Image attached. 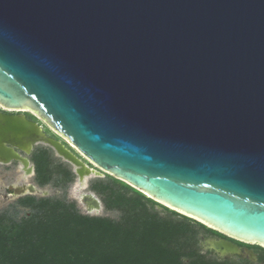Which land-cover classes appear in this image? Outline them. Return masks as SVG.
Returning <instances> with one entry per match:
<instances>
[{"label": "water", "instance_id": "water-1", "mask_svg": "<svg viewBox=\"0 0 264 264\" xmlns=\"http://www.w3.org/2000/svg\"><path fill=\"white\" fill-rule=\"evenodd\" d=\"M0 106L67 140L0 110L1 163L40 143L264 247V0H0Z\"/></svg>", "mask_w": 264, "mask_h": 264}, {"label": "trees", "instance_id": "trees-1", "mask_svg": "<svg viewBox=\"0 0 264 264\" xmlns=\"http://www.w3.org/2000/svg\"><path fill=\"white\" fill-rule=\"evenodd\" d=\"M30 158L39 186H65L74 178L47 148L34 149ZM90 189L118 219L82 214L64 199L19 198L28 209L19 220L0 212V264H264L258 246L256 262L207 257L198 244L214 230L176 211L156 210L152 199L121 180L95 179Z\"/></svg>", "mask_w": 264, "mask_h": 264}, {"label": "rangeland", "instance_id": "rangeland-1", "mask_svg": "<svg viewBox=\"0 0 264 264\" xmlns=\"http://www.w3.org/2000/svg\"><path fill=\"white\" fill-rule=\"evenodd\" d=\"M39 123H40V125H42L44 130H45V125H46L47 128L52 132V133H50V131H49L48 133H45L47 136L61 140L62 142L67 141L58 132H56L50 126H48L43 120L40 119ZM38 148H47L49 150L50 155L55 160V162L62 163L64 166H67L71 170V172L73 173L72 165L69 162L63 160V158L59 157L52 148H50L46 145L40 144V143L34 145V149H38ZM29 159L31 161L30 156H29ZM31 163H33V162L31 161ZM21 174H22V172L19 169V162L12 161V162L7 163V164L0 163V212H7L9 215H12V217L17 219V220H19L21 217H23L25 214L28 213L27 208L21 207L17 204L18 199L25 197V196H34L36 198L64 199L67 202H73L75 204L76 208L78 209V211L82 214H85V215L102 216V217H108V218H112V219H118V217H119L118 211L106 210L104 208V205L102 206V211L99 214L86 213L85 210L79 204L78 200L76 198H74L72 193H71L72 189L80 184L74 173H73L74 178L72 179V181L68 182L65 186H54L52 183H48V184H45L43 186H39L38 184H36V182L34 180L35 173L30 174V176L27 177V181H29V182L35 184L36 186H38L39 188H41L44 191V193H42V194H25V195H21V196L14 195V194H12V191L8 190V186H10V185L14 184L16 181H18V179H20ZM107 176H111V175H108L104 171H101L100 174L97 176H95V175L85 176V178H84L85 189L91 190L90 189V183L93 180H95V179H106ZM97 197H99V196L97 195ZM99 199H100V197H99ZM154 202H155L154 208L160 212H163L164 208H167V210H172L169 207H165L164 205H162L156 201H154ZM205 227L209 228L206 225H205ZM204 237L205 238H207V237L224 238L225 240H232V239L224 236L223 234H221L215 230L212 233H208ZM205 238L201 237L200 242L198 244L199 248H200V252L202 254H205L207 257L216 258L217 260H224L225 258L223 256L221 257L220 255H217V253L207 251V248L205 247V244H204ZM239 244H242L243 245L242 247L249 249L252 257H249L248 254H246V255H229L227 258L229 260H235V261H237L239 259H249V260H251V262H256L258 256H257V249L255 247L258 245H250V244L241 243V242ZM258 247H261V246H258ZM261 248H264V247H261Z\"/></svg>", "mask_w": 264, "mask_h": 264}, {"label": "bare ground", "instance_id": "bare-ground-1", "mask_svg": "<svg viewBox=\"0 0 264 264\" xmlns=\"http://www.w3.org/2000/svg\"><path fill=\"white\" fill-rule=\"evenodd\" d=\"M1 163V162H0ZM27 166L19 163V169L22 172L20 179L16 181L12 186L14 188L20 189L22 194H42L44 191L33 183L27 181V177L30 176V173L27 171ZM72 195L76 198L85 210L89 214H99L102 211V205L97 198V196L92 192L85 189V184L80 183L78 186L72 189ZM12 194L17 195L12 192ZM205 247L207 249L217 250L219 255L226 256L227 254H241V255H250L247 248H240L231 241L225 240L223 238H214L208 237L205 241Z\"/></svg>", "mask_w": 264, "mask_h": 264}, {"label": "flooded vegetation", "instance_id": "flooded-vegetation-1", "mask_svg": "<svg viewBox=\"0 0 264 264\" xmlns=\"http://www.w3.org/2000/svg\"><path fill=\"white\" fill-rule=\"evenodd\" d=\"M0 110L2 111V112H5V113H7V114H24L25 116H26V118H28L29 120H33V121H36V122H38L39 123V121H40V119L41 118H39V117H37L36 116V114L35 113H33V112H30V111H20V110H8V109H4V108H2L1 106H0ZM42 120V119H41ZM40 124V123H39ZM44 130V129H43ZM50 130L47 128V126L45 125V130H44V132L45 133H48ZM50 133H52L51 131H50ZM17 150V149H16ZM20 154H23V152L21 151V150H17ZM14 162H17V161H14ZM34 165V164H33ZM208 238V237H207ZM206 239V238H205ZM224 239V238H223ZM233 240V239H232ZM230 240L231 242H233V243H235V244H237L238 246H240L241 248H244V247H242L243 245L242 244H239L240 242L239 241H236V240ZM249 250V249H248ZM207 251H209V252H214V251H212V250H210V249H207ZM250 251V250H249ZM214 253H216V252H214ZM217 255H219L218 253H217ZM229 255H226V256H223L225 259H228L227 257H228Z\"/></svg>", "mask_w": 264, "mask_h": 264}]
</instances>
